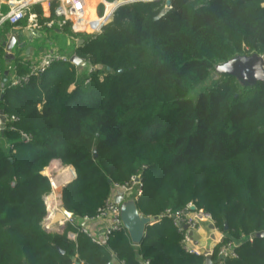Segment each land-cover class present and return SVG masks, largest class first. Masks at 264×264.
Masks as SVG:
<instances>
[{"label":"trees","instance_id":"obj_1","mask_svg":"<svg viewBox=\"0 0 264 264\" xmlns=\"http://www.w3.org/2000/svg\"><path fill=\"white\" fill-rule=\"evenodd\" d=\"M58 28L83 40L73 52L84 68L54 61L11 86L1 73L0 264H203L160 216L189 203L237 242L222 260L215 245L212 264H264V82L214 73L236 54L264 55V0L135 1L98 33ZM29 63L15 59L13 75ZM52 160L76 174L61 189L75 221L61 232L42 226ZM135 175L136 209L157 220L137 245L124 226L96 244L76 221Z\"/></svg>","mask_w":264,"mask_h":264},{"label":"built area","instance_id":"obj_2","mask_svg":"<svg viewBox=\"0 0 264 264\" xmlns=\"http://www.w3.org/2000/svg\"><path fill=\"white\" fill-rule=\"evenodd\" d=\"M9 6V11L0 17L1 21H7L11 25H16L19 21L25 17L29 19L28 25L31 29H37L42 25L51 27L53 24L61 26L62 24L69 23L70 29L74 33H87L95 34L101 31L102 27L109 23L115 10L126 3L135 1H153V0H5ZM35 3H46L49 8L47 13V20L43 23L38 21V14L32 11L31 6ZM54 61H69V57L64 55L45 52L38 62L29 63V72L24 75L15 76L12 75L9 78L8 85H17L21 82L27 81L30 75H35L44 71ZM7 81L3 79V75L0 73V91L6 87ZM11 119H15L13 116ZM23 138L27 139L26 135ZM48 180L51 187V192L57 188V183L53 176L48 175ZM141 194V181L138 175L131 178L130 182L124 185L115 184L111 195L106 199L104 205L98 209L95 218L104 219L107 221L101 236H95L88 232V230L82 226V231L87 233L93 242L96 244H104L107 241L109 235L123 227L121 219V205L115 202V195H120L123 199L131 198L136 199ZM160 216H167L173 220V223L183 228V225H187L184 229V238L182 240L184 249L196 255L203 254L204 247H198L197 243L192 245L193 232L199 227L201 222L207 221L209 224H213V221L208 213H205L202 209H197L192 203H189L184 210L172 212L166 209ZM86 219V218H85ZM66 219H64L65 221ZM68 223L74 224L73 219L67 220ZM212 231L216 232L218 238L211 242V248L217 244H221L218 248L217 255L218 260L225 259L227 257L236 256L234 249L237 247V242L229 240L222 242L224 235L218 228L215 227ZM189 232L192 234L190 235ZM216 242V243H215ZM82 263V262H81ZM76 264V263H75ZM79 264V263H78ZM122 264V263H119Z\"/></svg>","mask_w":264,"mask_h":264},{"label":"crops","instance_id":"obj_3","mask_svg":"<svg viewBox=\"0 0 264 264\" xmlns=\"http://www.w3.org/2000/svg\"><path fill=\"white\" fill-rule=\"evenodd\" d=\"M34 6H37L36 8L39 7L38 9L40 10L38 21L40 22V18L47 19V13H49L48 11L49 6L46 3H35L31 6L32 11H34L33 9ZM8 11H9V6L6 3V1L0 0V17L2 15H5ZM28 22H29V19L27 17H25L23 20L16 23V25H11L7 21L0 22V45L2 43L1 37L8 34L10 31H15L16 35L20 38L19 42L22 43V46L18 45V43L15 44L11 52L8 55L6 54L7 52L5 51V48L1 45L4 49V57H3V62L0 63V73H4V74L9 73V77H11L14 73L13 67L15 66L14 65L15 59H22L23 61H30L31 63L38 62L45 52H53V53L64 55L66 57H70L67 54H65L63 51H61L60 48L51 47V44L54 42V40H52L49 35L50 27L42 25L41 27L37 29H31L30 26L28 25ZM52 26H57L54 29L55 34H60V32H62V30L58 28L59 26L57 24H53ZM24 32L28 33V38L24 37ZM66 36H67L66 43H69L70 37L67 34ZM72 54H74V52ZM61 165L62 164L59 160H52L50 164L46 166L44 170L42 171L43 175L47 177L48 175H51L54 177L56 183L58 182L57 187L59 185V179H61L63 175H66L67 177L65 180H62L63 182H66V183L70 182V179L72 178V175H73V170L71 166L62 165L63 167H66L65 171H63L60 168ZM53 192L54 191H52L51 193ZM47 198H50L52 200V202L49 205L46 202ZM129 199L130 198L123 199L122 202L126 203V201H128ZM44 202L46 205V216L43 219L42 226L44 228L45 227L50 228V229L53 228L54 231H51V232H61V231H56V230H60V227L62 226L61 224L64 223L63 222L64 220L56 224H50V220H51V217L54 215V213L58 211L60 206L62 205V197L59 200H57V198L54 196L49 197L45 195ZM73 221L75 220L73 219ZM76 222L80 223V225L84 226L90 234L95 235V236H101L103 229L107 223L106 220L100 219V218L81 219V220H77ZM212 234L214 235L213 236L214 238L212 239V244H213L214 240L218 238V235L216 234V232L210 229V224L207 221L201 222L199 227L196 229V231L193 232L192 245L197 243L198 247L202 248L203 246H206L207 243L211 240ZM68 237L71 239H74L75 234L69 233Z\"/></svg>","mask_w":264,"mask_h":264},{"label":"water","instance_id":"obj_4","mask_svg":"<svg viewBox=\"0 0 264 264\" xmlns=\"http://www.w3.org/2000/svg\"><path fill=\"white\" fill-rule=\"evenodd\" d=\"M169 4V0H166V5ZM24 37L28 38V33L24 32ZM2 43L1 45L5 48L6 54L8 55L13 46L18 43V45L22 46L20 43V38L16 35L15 31H10L8 34L1 37ZM82 39H77L76 45L78 46L82 43ZM5 54V55H6ZM69 62L74 64L77 69L80 71L82 68L85 67L86 62L78 57L75 53L70 55ZM108 69V68H107ZM214 73L219 76L221 74H228L234 76L241 85H252L258 81L264 82V55H259L256 53L252 54H236L228 61L223 63H218L214 65ZM5 115L0 112V132L2 133V129L5 123ZM96 152L94 151V156ZM73 170L72 178L73 180L76 176L75 170ZM115 202L121 204V219L123 222V226L127 230L128 236L133 244L137 245L140 243L141 239L144 236L145 230L148 225L153 224L157 217L151 216H144L140 214L135 206V202L133 199H129L128 201L122 202V197L120 195H115L114 197ZM63 221L60 230L62 231L63 224L65 225L69 219H74L72 213L68 211L63 205L60 206L59 210L54 213L51 217L50 224H56L60 221ZM183 229L187 228V225L182 226ZM46 228V227H45ZM214 225L210 224V229H213ZM46 231H54V229L46 228ZM191 235L192 233L189 232ZM264 231L259 232L256 236H263ZM214 235L212 234L211 240L207 243L204 247L203 255H204V263L203 264H212V248L211 242ZM196 244V243H195ZM76 264H78L76 262Z\"/></svg>","mask_w":264,"mask_h":264},{"label":"rangeland","instance_id":"obj_5","mask_svg":"<svg viewBox=\"0 0 264 264\" xmlns=\"http://www.w3.org/2000/svg\"><path fill=\"white\" fill-rule=\"evenodd\" d=\"M57 26H52L49 28V35L51 37L52 40H54V42L51 44V47H57V48H60L61 51H63L65 54H67L68 56H70L73 51H74V47L77 46L75 45L76 44V39L73 37V36H69L70 39H69V43H66L67 41V36L64 32H60V34H55L54 33V29L56 28ZM62 33V34H61ZM76 40V41H75ZM60 168L65 171V168L66 167H63L62 165L60 166ZM64 177V176H63ZM65 180V177L64 179ZM61 181V180H60ZM66 182H63L61 181L58 185V187L56 189H54V192L50 193L47 195V196H54L57 198V200H59L61 198V189L63 187V185L65 184ZM55 194V195H54Z\"/></svg>","mask_w":264,"mask_h":264},{"label":"bare ground","instance_id":"obj_6","mask_svg":"<svg viewBox=\"0 0 264 264\" xmlns=\"http://www.w3.org/2000/svg\"><path fill=\"white\" fill-rule=\"evenodd\" d=\"M71 173H72V171H71ZM64 177H65V179L67 178L66 177V175H63ZM61 177V179H59V183L64 179V177ZM68 177H69V175H68ZM61 180V181H60ZM58 183V182H57ZM55 195V194H54ZM49 197H51V196H49ZM47 204L49 205L51 202H52V200L50 199V198H47ZM57 203V202H56ZM49 212H51V211H49Z\"/></svg>","mask_w":264,"mask_h":264}]
</instances>
